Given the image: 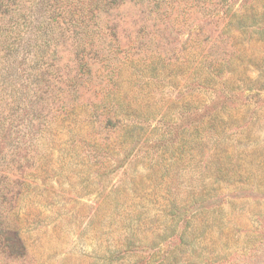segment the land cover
<instances>
[{"label":"rangeland","instance_id":"1","mask_svg":"<svg viewBox=\"0 0 264 264\" xmlns=\"http://www.w3.org/2000/svg\"><path fill=\"white\" fill-rule=\"evenodd\" d=\"M1 221L0 264H264V0H0Z\"/></svg>","mask_w":264,"mask_h":264},{"label":"trees","instance_id":"2","mask_svg":"<svg viewBox=\"0 0 264 264\" xmlns=\"http://www.w3.org/2000/svg\"><path fill=\"white\" fill-rule=\"evenodd\" d=\"M91 1H97V0H91ZM248 26V25H247ZM10 228L8 227L7 224L4 223V221H1L0 222V240L5 237V233L6 232H10ZM15 244L17 246H23L22 245V242L20 241V238L18 236L15 237ZM8 247L9 245L4 242L2 245H1V248H0V261L4 262L5 259H7L10 255L9 251H8ZM3 248V249H2Z\"/></svg>","mask_w":264,"mask_h":264}]
</instances>
